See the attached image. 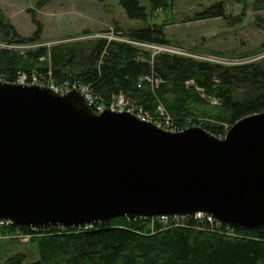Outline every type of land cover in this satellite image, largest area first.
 <instances>
[{
	"label": "water",
	"instance_id": "water-1",
	"mask_svg": "<svg viewBox=\"0 0 264 264\" xmlns=\"http://www.w3.org/2000/svg\"><path fill=\"white\" fill-rule=\"evenodd\" d=\"M206 213L264 225V112L225 138L96 115L78 92L0 82V221L78 228Z\"/></svg>",
	"mask_w": 264,
	"mask_h": 264
},
{
	"label": "trees",
	"instance_id": "trees-1",
	"mask_svg": "<svg viewBox=\"0 0 264 264\" xmlns=\"http://www.w3.org/2000/svg\"><path fill=\"white\" fill-rule=\"evenodd\" d=\"M148 2L150 12L139 0H119L130 20L146 24L124 36L141 45L169 46L165 31L175 23V1ZM256 6L264 9V0ZM159 14L164 16L163 23L150 25ZM224 17V4L219 3L194 20ZM40 34L38 29L32 38H22L0 10V42L37 44ZM49 72L56 82L90 86L104 102L124 96L151 117L164 109L177 128L200 127L218 138H224L242 119L264 112V59L223 66L181 55H154L107 39L40 47L24 54L0 48V77L10 83L20 73L44 76ZM193 216L178 215L177 221L170 218L167 222L117 218L90 229L41 230L31 239L36 262H29V256L20 252L2 264H264V225L247 229L210 224ZM18 230L30 233L28 228H4L0 235L14 236Z\"/></svg>",
	"mask_w": 264,
	"mask_h": 264
},
{
	"label": "rangeland",
	"instance_id": "rangeland-1",
	"mask_svg": "<svg viewBox=\"0 0 264 264\" xmlns=\"http://www.w3.org/2000/svg\"><path fill=\"white\" fill-rule=\"evenodd\" d=\"M139 1L150 12L148 0ZM174 1L175 23L165 31L172 51L200 62L211 58L230 66L258 63L264 59V52H261L264 24H260L264 20V9H257L259 0ZM219 3L224 4V18L194 20ZM0 10L22 38L30 39L41 29V42L20 44L27 47L22 54L40 47L51 49L58 44L89 42L98 38L127 39L124 35L129 30L146 26L130 20L119 0H0ZM163 21L164 16L159 14L157 20L149 24H162ZM136 47L139 46L136 44ZM11 241L19 243L11 244ZM20 252L29 256V262L37 261L31 241L1 240L0 264Z\"/></svg>",
	"mask_w": 264,
	"mask_h": 264
},
{
	"label": "built area",
	"instance_id": "built-area-1",
	"mask_svg": "<svg viewBox=\"0 0 264 264\" xmlns=\"http://www.w3.org/2000/svg\"><path fill=\"white\" fill-rule=\"evenodd\" d=\"M129 43L135 46L137 44L136 42H129ZM137 45L143 48H147V49H155L158 52L179 54L178 52L172 51L171 49L165 48V47H154V46H150L146 44L145 45L137 44ZM0 48L7 49V50H15V51H24L27 49V47L23 45L5 44V43H0ZM205 61L214 63V64H219V65L229 64V63H224L223 61H217L211 58ZM0 82L6 83L7 80L0 77ZM12 84H19V85H26V86H39L42 88H49L60 95H69L73 92H79L83 96L88 107L92 109V111L97 115L104 113L106 110H110L112 112H117V113H128L130 115L135 116L136 118H138L139 120L143 122L152 123L155 126H157L159 129H162L163 131H166V132L179 133V132L184 131L182 129L177 128L174 125L173 119L168 114L165 113L164 109L163 110L160 109L159 111H157L156 117H151L148 114H145L142 109L137 108L136 104H134L133 102H131L124 96H117V97H114L109 102H104L98 96L94 94L90 86L84 85L78 81L56 82L53 80L51 72H49L47 75H44V76L38 73H33L30 76L26 73H20L16 81L12 82ZM214 104H218V102L214 101ZM193 217L194 219L200 220V221L206 220L210 224L215 223L213 218H211L210 216L204 213H196L194 214ZM170 218H173L175 220L177 217L176 216L175 217H160L158 218V220L162 222H167ZM3 228L13 229L17 227L15 226L14 223L10 221H0V231ZM87 229H90V228H87ZM39 231L41 230L31 228L29 229L30 233L26 234L22 230H18L17 233L15 234V237L18 239H21L23 242H28L32 237L38 235Z\"/></svg>",
	"mask_w": 264,
	"mask_h": 264
},
{
	"label": "bare ground",
	"instance_id": "bare-ground-1",
	"mask_svg": "<svg viewBox=\"0 0 264 264\" xmlns=\"http://www.w3.org/2000/svg\"><path fill=\"white\" fill-rule=\"evenodd\" d=\"M152 124V123H151ZM154 125V124H153ZM155 126V125H154ZM155 127H157V126H155ZM158 128V127H157ZM159 129V128H158ZM160 130H162V129H160ZM167 217H169V216H167ZM87 227V226H86ZM82 228H85V227H82Z\"/></svg>",
	"mask_w": 264,
	"mask_h": 264
}]
</instances>
